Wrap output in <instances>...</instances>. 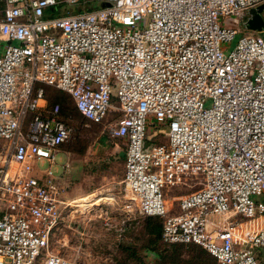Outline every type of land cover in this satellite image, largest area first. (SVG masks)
<instances>
[{"label":"built area","instance_id":"2783aa9c","mask_svg":"<svg viewBox=\"0 0 264 264\" xmlns=\"http://www.w3.org/2000/svg\"><path fill=\"white\" fill-rule=\"evenodd\" d=\"M81 1L0 0V264H70L48 243L70 205L51 164L72 126L44 85L123 142V188L141 215L159 217L162 243L196 244L215 264H264V203L251 198L264 194V26L228 22L264 0L58 11ZM175 187L188 190L171 210Z\"/></svg>","mask_w":264,"mask_h":264},{"label":"rangeland","instance_id":"374dc122","mask_svg":"<svg viewBox=\"0 0 264 264\" xmlns=\"http://www.w3.org/2000/svg\"><path fill=\"white\" fill-rule=\"evenodd\" d=\"M105 1L108 0H83L75 5L59 3L58 11L73 12L81 7L101 6ZM247 17L248 10H244L236 17H229L228 22L234 24L237 18V25L246 28ZM249 32L243 29L231 40L224 41L223 44L227 45L225 50L233 46L239 35ZM44 95L46 99L60 96L56 102L61 107L63 118L72 126L69 138L58 146L51 164L62 186V198L69 200L70 205L62 208V218L50 238L48 250L66 257L70 264H215L208 253L200 258L197 256L198 245H166L159 238H153L145 229L148 216L137 211L121 182L123 142L107 137L103 123H92L82 117L62 90L46 85ZM111 101L114 102L113 95ZM112 114H108L107 120ZM149 131L147 126L146 133ZM162 131H155L153 139L163 140ZM47 165L45 159L34 161V166L39 169ZM185 190L188 189L175 187L167 191L165 198L171 202V210L175 201L172 196ZM94 193L100 198L94 197ZM105 193L111 199L107 200ZM91 194H94L92 199L86 198ZM251 198L264 203V194H254ZM78 199L97 205L77 206ZM106 215L109 225L105 223ZM256 255L264 263V247L257 248ZM40 263L41 257L34 264Z\"/></svg>","mask_w":264,"mask_h":264},{"label":"trees","instance_id":"16d2710c","mask_svg":"<svg viewBox=\"0 0 264 264\" xmlns=\"http://www.w3.org/2000/svg\"><path fill=\"white\" fill-rule=\"evenodd\" d=\"M88 8H91V7H88ZM79 9V8H78ZM77 9V10H78ZM76 11V10H75ZM46 14H48V15H52V14H55V13H57L58 11L57 10H55V9H53V8H46ZM46 85H44L43 86V92H44V87H45ZM64 92V91H63ZM44 97H45V95H44ZM62 98H65V97H62ZM45 99H46V97H45ZM47 99H48V101H47ZM47 99H46V104L49 106V105H52L53 103H57L56 101L58 100V99H60V96H57V95H53L51 98L50 97H47ZM50 101V102H49ZM72 103V102H71ZM58 104V103H57ZM59 105V104H58ZM72 105H73V103H72ZM73 107H74V105H73ZM74 109H75V107H74ZM76 110V109H75ZM77 111V110H76ZM62 111H61V107H59V113H60V115H61V117L63 118V116H62V113H61ZM64 120H65V118H63ZM123 154V153H122ZM145 229H146V231L149 233V234H151L152 236H153V238H159V231H160V219H159V217H157V216H148L147 217V219H146V223H145ZM193 245H196V244H193ZM207 253V251H205L203 248H201L200 246H199V248L197 249V252H196V254H198L197 256H199V258H200V256H202L203 254H206Z\"/></svg>","mask_w":264,"mask_h":264},{"label":"water","instance_id":"95a60500","mask_svg":"<svg viewBox=\"0 0 264 264\" xmlns=\"http://www.w3.org/2000/svg\"><path fill=\"white\" fill-rule=\"evenodd\" d=\"M109 1H105L102 5H108ZM248 17L246 18V26L249 29H260L264 26V1L251 7L248 10Z\"/></svg>","mask_w":264,"mask_h":264},{"label":"crops","instance_id":"0c3cea01","mask_svg":"<svg viewBox=\"0 0 264 264\" xmlns=\"http://www.w3.org/2000/svg\"><path fill=\"white\" fill-rule=\"evenodd\" d=\"M39 170H40V169H39ZM94 194H95V193H94ZM94 194L87 195L86 198H90V199H92L91 197H92ZM105 194L107 195V198H106L107 200L111 199V197L109 196V194H107V193H105ZM94 197H98V198H100V196H99L97 193L95 194ZM94 197H93V198H94ZM78 200H80V199H78ZM98 200H99V199H98ZM94 201H95V200H94ZM89 202H90V203H94V202H91V201H89ZM89 202H85V205L88 204ZM103 202H104V201H103ZM81 204H82V203H81ZM92 205H97V204H92ZM90 206H91V204H90ZM83 207H84V206H83Z\"/></svg>","mask_w":264,"mask_h":264},{"label":"bare ground","instance_id":"6f19581e","mask_svg":"<svg viewBox=\"0 0 264 264\" xmlns=\"http://www.w3.org/2000/svg\"><path fill=\"white\" fill-rule=\"evenodd\" d=\"M80 203H82V204H80ZM75 205H77V206H90V203L85 205V202H82V199H80V200H78L77 204H75Z\"/></svg>","mask_w":264,"mask_h":264}]
</instances>
